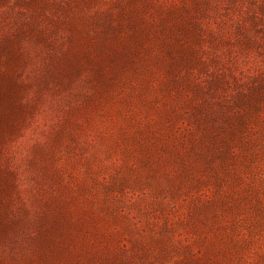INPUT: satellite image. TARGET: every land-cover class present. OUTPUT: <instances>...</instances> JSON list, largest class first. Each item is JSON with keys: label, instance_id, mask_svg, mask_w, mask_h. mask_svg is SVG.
<instances>
[{"label": "rangeland", "instance_id": "374dc122", "mask_svg": "<svg viewBox=\"0 0 264 264\" xmlns=\"http://www.w3.org/2000/svg\"><path fill=\"white\" fill-rule=\"evenodd\" d=\"M0 80V264H264V0H0Z\"/></svg>", "mask_w": 264, "mask_h": 264}, {"label": "trees", "instance_id": "16d2710c", "mask_svg": "<svg viewBox=\"0 0 264 264\" xmlns=\"http://www.w3.org/2000/svg\"><path fill=\"white\" fill-rule=\"evenodd\" d=\"M76 60H62L50 57L49 64L42 70V76L37 77L35 82L40 88L48 83L54 84L57 88L64 89L69 86L74 77L79 74V65ZM34 103L24 105L19 101V92L15 90L13 83H6L0 80V145L4 139L13 132L18 124L24 121L29 111L34 110ZM11 188V176L0 169V245L9 239L15 231L18 222H5V215L1 206L5 197H8Z\"/></svg>", "mask_w": 264, "mask_h": 264}]
</instances>
